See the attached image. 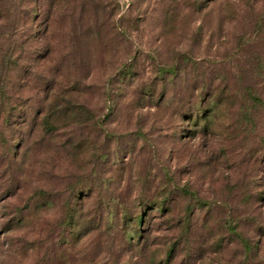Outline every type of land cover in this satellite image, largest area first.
I'll return each mask as SVG.
<instances>
[{
    "label": "rangeland",
    "instance_id": "374dc122",
    "mask_svg": "<svg viewBox=\"0 0 264 264\" xmlns=\"http://www.w3.org/2000/svg\"><path fill=\"white\" fill-rule=\"evenodd\" d=\"M89 1L60 129L3 132L0 264H264V0Z\"/></svg>",
    "mask_w": 264,
    "mask_h": 264
},
{
    "label": "trees",
    "instance_id": "16d2710c",
    "mask_svg": "<svg viewBox=\"0 0 264 264\" xmlns=\"http://www.w3.org/2000/svg\"><path fill=\"white\" fill-rule=\"evenodd\" d=\"M89 2L0 0V85H4L0 87V165L10 163L12 157V146L7 151L2 150L5 138L3 132L9 119L17 112L18 117H23V122H27L31 114L41 116L43 130L52 127L57 132L60 129L63 119L56 120V115L61 111V107L72 103L66 96L77 91L81 83L80 77L73 81L67 78L73 64L72 58L69 59V40L74 38L76 26L85 17ZM15 85H18V88ZM33 98L38 103H34ZM36 105L37 107H34ZM75 107L80 108L77 105ZM68 109L65 108L66 111ZM65 118L67 119V116ZM17 156L18 154L15 158ZM165 201L156 206L164 211V214L171 210ZM50 205L49 200H27L19 210L15 208L14 215L7 219L4 232L12 230L18 224L22 226L27 221L26 215H22L25 209L28 212L34 209L36 212L45 210ZM136 220L139 223L142 216L138 215ZM231 228L232 233L240 238L239 242L244 249L251 251L248 239L237 227L230 225L229 229ZM223 242V237H220L215 243L221 245Z\"/></svg>",
    "mask_w": 264,
    "mask_h": 264
}]
</instances>
